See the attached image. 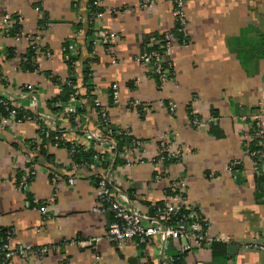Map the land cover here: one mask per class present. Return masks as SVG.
<instances>
[{
	"label": "crops",
	"instance_id": "0c3cea01",
	"mask_svg": "<svg viewBox=\"0 0 264 264\" xmlns=\"http://www.w3.org/2000/svg\"><path fill=\"white\" fill-rule=\"evenodd\" d=\"M145 1L101 0L103 16L86 37L90 0H0V96L33 115L0 125V229H12V243L32 250L17 264H264V251L254 248L264 246V154L256 164L244 150L252 139V116L264 135V0H186V44L175 40L173 77L160 87L139 57L160 36L174 34L173 2ZM15 18L21 33L10 36ZM95 33L113 38L91 46ZM65 43L74 46L75 73L64 58ZM30 45L34 72L20 68ZM86 59L92 95L109 127L142 143L118 155L123 164L114 165L98 112L89 107L71 125L67 103L58 112L46 105L61 92L50 77L61 83L79 79ZM134 101L146 108L142 117ZM75 107H82L80 100ZM39 124L65 142L105 152V169L95 160L88 170L79 169L65 147L45 145L56 166L50 169L38 156ZM211 125L222 137L210 133ZM163 141L179 152V161L155 162ZM31 156L37 158L26 193L47 204L45 213L32 209L16 185V174H24ZM104 175L128 209L150 215V206L158 203L180 206L208 223L210 241L194 246L156 237L142 245H116L107 236L111 213L92 210L95 179ZM171 184L181 187L183 199L169 193Z\"/></svg>",
	"mask_w": 264,
	"mask_h": 264
},
{
	"label": "built area",
	"instance_id": "2783aa9c",
	"mask_svg": "<svg viewBox=\"0 0 264 264\" xmlns=\"http://www.w3.org/2000/svg\"><path fill=\"white\" fill-rule=\"evenodd\" d=\"M101 0H96L94 5L98 8ZM173 2V14L175 17V31L179 35V37H173L171 34H165L158 40L154 41L157 48L155 50H151L150 52L143 53L139 57V61L145 65H150L152 67V76L157 77L160 85L162 83L171 80L173 77V69L170 62V56L172 54V49L175 45V40L180 45L186 44V14H185V5L186 0H172ZM150 3L145 1L144 4ZM102 11L91 14V21L94 22L100 18H102ZM113 38V35H107L103 33H95L93 38L91 39V45L94 46L98 42L109 43L110 39ZM35 48V47H34ZM74 50L73 45H69L65 50L64 58L66 61H69L73 54H70L71 51ZM36 52V51H35ZM45 57L50 58V52L42 53ZM29 92L31 88H29ZM93 91L92 93H94ZM112 102L114 103L117 99L116 87L112 88ZM3 99H5L3 97ZM7 100V99H5ZM8 101V100H7ZM77 99L75 95L70 96L69 101L67 102L66 112L68 114H75L76 107L75 103ZM9 106L13 107L8 101ZM94 104L99 108V116L101 118V124L104 128L107 125V117L104 109L99 107L98 103L94 99ZM131 106L135 108L137 111L145 112L146 108L139 102L134 101L131 103ZM8 117L3 118L0 116V125L4 126L8 123H21L22 121L15 120V111L9 110ZM191 115L193 116V124L198 123V119L194 117L193 112L191 111ZM251 121H256V125L260 128V123L257 117L252 116L250 118ZM43 125V124H42ZM45 126V125H44ZM46 127V126H45ZM48 129V128H47ZM51 130L48 129L45 132V137H49V132ZM108 134L111 135V132L108 130ZM260 136V134H257ZM52 140L54 143L47 140L46 146L59 147L57 142L61 140L59 136H53ZM104 143L108 146L109 151H113L114 141L112 139H104ZM168 141L160 142L158 154L155 158V162L158 165H165V163L169 160L179 161L181 156L178 151L172 149L173 145H170ZM75 145V144H73ZM142 143L140 141H136L132 143V148L128 150H136L141 148ZM77 146V145H75ZM126 150L125 152H127ZM73 151V149H71ZM123 152L122 154H125ZM248 154V153H247ZM255 153L250 154L253 156ZM115 155V154H114ZM249 155V154H248ZM95 163L101 165L105 162V156H95ZM28 169L24 172L21 177V181L19 186H17L18 190L22 192L24 195L26 193L27 185L32 176L34 175V159L33 156L27 159ZM96 184V203L93 207V211L97 213H111L112 222L109 223L107 228V236L110 238L116 245H124L129 242L135 241L138 245L145 244L149 242L151 239L160 237L168 240H180L184 239L189 243H192L194 246H201L202 244H206L210 241V236L208 234V223L202 218L196 215L194 212L189 210H184L181 212L182 207L174 206L169 203L163 204L161 207L153 208V215H143L139 214L136 211L128 209L121 203H119L116 198L113 196V192L111 189V184L106 176H100L97 178ZM52 181L55 183L57 178L54 174H52ZM69 184L73 183V179L68 180ZM181 187H178L176 184H171L169 190L174 197H178V199H183L184 192ZM27 199V198H26ZM29 201V206L34 209L37 208L40 213H45L46 211V203H41L37 199L31 198ZM47 203H50L48 201ZM4 239H0V264H17L20 260H26L29 255H31V248L26 245H14L12 243L13 239V230L8 229L5 231ZM190 246L186 245L184 249L189 248ZM255 249H259L264 251V246L254 245ZM152 264V263H148Z\"/></svg>",
	"mask_w": 264,
	"mask_h": 264
},
{
	"label": "trees",
	"instance_id": "16d2710c",
	"mask_svg": "<svg viewBox=\"0 0 264 264\" xmlns=\"http://www.w3.org/2000/svg\"><path fill=\"white\" fill-rule=\"evenodd\" d=\"M95 1L96 0H90V2H89V15L87 17V25L88 26L84 31L86 33V37L91 35V33H92L91 14L102 11L100 8H98L94 5ZM20 33H21V26L18 22V18H15V23L12 25V27L9 31V35L10 36H15V35L17 36V35H20ZM172 36L179 37V35L176 33V31L174 32V34H172ZM161 37L162 36H160V38ZM68 45L69 44H67V43L64 44L65 50L67 49ZM90 45L89 46L87 45L88 46L87 47L88 53L91 52ZM263 46H264V44H263ZM156 48H157V45H153V46L149 47L146 52H150L151 50H155ZM10 56L12 57L13 54H10ZM34 58H35L34 46L30 45L28 47L27 53L24 55V57L22 58V60L20 62L21 70L28 71V72L36 71L37 66L34 63ZM76 61H78L77 57H71V59L69 61H66V63L68 64L69 70L72 73H75ZM88 64H89V61L87 59L82 62V68L83 69H82V72L80 74L79 79L76 77L69 78L68 81L61 83L57 78L50 77L52 82L59 84L61 86L60 94L56 98H53L52 100H50L46 103L47 107L52 112L62 111V105L66 104L69 101L70 96H72V95H75L76 99L80 100L82 103V107L79 109H76L75 114H67L66 115L67 116L66 118L71 125H74L75 121L78 119V116L84 115L86 113L87 108L90 107L92 110H95L96 112L99 111V108L97 106H95V104H94V96L92 95L93 94L92 93L93 92L92 86L88 83L89 75H90V70H89ZM49 75L50 74H47V76H49ZM154 79L156 80V83L160 87V82L158 81V78L155 76ZM9 110L15 111V120L25 121V120L33 118V115L30 112L9 106L8 101L3 99L2 96H0V116L3 118H7ZM138 113H139L140 117L143 116V113L140 112V109H139ZM188 114H189V117L191 119H193V116L191 115L190 110H188ZM213 115H215V113H213ZM99 119L101 122L100 116H99ZM256 123H257L256 121H251V120L249 121V126H250L249 134L252 137V139L249 142L244 143V150L249 154V157L251 158V160L254 163L259 164V160L262 158V155L264 154V135L261 133V130L256 125ZM99 129H100V132L102 134L103 140L104 139H112L114 141V145H113L114 148L112 151L116 155L114 165L123 164L124 160H120L118 158V155H120L123 152H125L126 150L132 148L131 147L132 143H134L138 140L134 139V137L129 135V133L127 131L125 132V131L111 129L109 127L108 123H107L105 128L102 125H99ZM47 130H48L47 127H45L42 124H39L38 138L40 141V145L38 146V149H37L38 150V156L43 158V160L48 164L50 169H54L56 166L54 164L53 156L49 155L47 153V151H46L47 149H46L45 145L47 144L48 138H49V141L51 143H54V141L52 140V137L53 136L61 137V136H60L59 132H57V131H50L49 137L46 138L45 132ZM108 130L111 132V135L108 134ZM210 133L216 138L222 137L221 132L219 131V129L215 125L210 126ZM257 134H260V136H258ZM28 143L30 144V147L32 148V150H34L36 147L35 142L33 140H31V141H28ZM57 144L59 147H63V148L65 147L67 149V151L69 152V156L72 160V163L75 165V167H77L79 169H87L88 170L90 168V166L93 164L95 156H104L105 155V152H99L96 150H84L80 146H75L73 144L65 142L63 140V138H61V140L58 141ZM71 149H73V151H71ZM252 153H255V154L253 156H250V154H252ZM36 158L37 157H34L33 159L35 160ZM169 162H172V160H170V161L168 160L165 163V165H167ZM103 164H105V163H102L101 166H102V168L105 169V165H103ZM22 175H23V173L19 172L15 176L17 186H19V184H20ZM97 180L98 179H95V184H97ZM169 193L171 194L170 191H169ZM25 196L28 200H31L29 194L25 193ZM162 205H163L162 203H158V204H155L153 206H150V209H151L150 215L151 216L153 215V208L154 207H158V206L161 207ZM181 212H184V210L182 209ZM5 231H6V229H0V239H2V240L4 239Z\"/></svg>",
	"mask_w": 264,
	"mask_h": 264
}]
</instances>
